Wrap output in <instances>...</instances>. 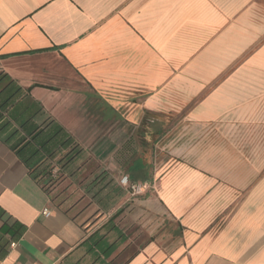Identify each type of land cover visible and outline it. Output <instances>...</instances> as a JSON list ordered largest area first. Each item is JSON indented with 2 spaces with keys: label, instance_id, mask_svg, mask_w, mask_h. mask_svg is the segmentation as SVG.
<instances>
[{
  "label": "crops",
  "instance_id": "1",
  "mask_svg": "<svg viewBox=\"0 0 264 264\" xmlns=\"http://www.w3.org/2000/svg\"><path fill=\"white\" fill-rule=\"evenodd\" d=\"M1 74L0 264H264V0H0Z\"/></svg>",
  "mask_w": 264,
  "mask_h": 264
},
{
  "label": "trees",
  "instance_id": "2",
  "mask_svg": "<svg viewBox=\"0 0 264 264\" xmlns=\"http://www.w3.org/2000/svg\"><path fill=\"white\" fill-rule=\"evenodd\" d=\"M4 75H0V79L3 77ZM4 105H0V120H2L3 117V112H4ZM70 142V141H69ZM73 143L70 142L68 143V145H72ZM44 148V147H42ZM25 148L20 150L19 149L15 150L12 147V150L15 151L16 155L22 160V162L25 164V166L28 168V171L30 173L31 176H33V178L35 179V181L42 187L43 190L45 191H49L51 186L54 184L52 181H50V178L48 177V172L45 169L41 170V172H38V170H40V163L35 165V166H31V164L29 163L30 158L27 157V153L24 151ZM38 152H34L32 154L31 157H34ZM45 153H47V151H45ZM1 211V210H0ZM2 212V211H1ZM4 215V212H2L0 214V220L2 218V216ZM14 230V227H9V229L6 231V233L10 234L12 238H15L16 236L21 237L23 234V230L24 227L23 226H19L18 229H16V231L14 233H12Z\"/></svg>",
  "mask_w": 264,
  "mask_h": 264
},
{
  "label": "built area",
  "instance_id": "3",
  "mask_svg": "<svg viewBox=\"0 0 264 264\" xmlns=\"http://www.w3.org/2000/svg\"><path fill=\"white\" fill-rule=\"evenodd\" d=\"M121 185L124 187V188H127L130 190L131 192V195L133 197L135 196H140L142 194H145L148 190H149V186L147 184H133L129 181V178L128 177H123L121 179ZM44 215L46 217H49L50 216V212L48 210H45L44 211ZM14 246V245H13Z\"/></svg>",
  "mask_w": 264,
  "mask_h": 264
},
{
  "label": "rangeland",
  "instance_id": "4",
  "mask_svg": "<svg viewBox=\"0 0 264 264\" xmlns=\"http://www.w3.org/2000/svg\"><path fill=\"white\" fill-rule=\"evenodd\" d=\"M59 187H60L59 184L55 183V184H53V185L51 186V189L57 190V193H56V194H58V193L60 192V190H58Z\"/></svg>",
  "mask_w": 264,
  "mask_h": 264
}]
</instances>
